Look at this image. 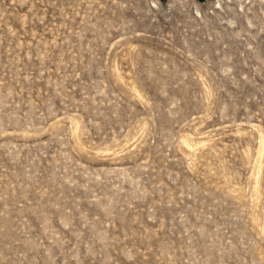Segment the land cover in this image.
<instances>
[{"label": "rangeland", "instance_id": "374dc122", "mask_svg": "<svg viewBox=\"0 0 264 264\" xmlns=\"http://www.w3.org/2000/svg\"><path fill=\"white\" fill-rule=\"evenodd\" d=\"M0 264H264V0H0Z\"/></svg>", "mask_w": 264, "mask_h": 264}]
</instances>
